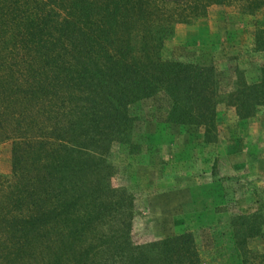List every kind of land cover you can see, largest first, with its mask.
<instances>
[{
  "label": "trees",
  "instance_id": "trees-1",
  "mask_svg": "<svg viewBox=\"0 0 264 264\" xmlns=\"http://www.w3.org/2000/svg\"><path fill=\"white\" fill-rule=\"evenodd\" d=\"M221 1L0 0V143L10 141L0 264H202L189 233L119 241L124 194L105 183L102 158L112 144L138 148L126 108L140 100H164L163 124L212 141L214 70L158 50L175 24ZM253 50L264 55V31ZM228 103L239 120L264 107V65ZM233 226L239 237L259 232L255 222Z\"/></svg>",
  "mask_w": 264,
  "mask_h": 264
},
{
  "label": "rangeland",
  "instance_id": "rangeland-1",
  "mask_svg": "<svg viewBox=\"0 0 264 264\" xmlns=\"http://www.w3.org/2000/svg\"><path fill=\"white\" fill-rule=\"evenodd\" d=\"M258 31H264V0H222L172 27L158 56L214 70L215 130L212 141L203 143L198 129L163 124L162 99L127 106L138 119L139 146L128 151L112 144L102 158L105 183L124 194L114 227L122 243L133 248L189 233L202 264H264V107L239 120L228 103L235 88L254 82L264 65V55L253 50ZM9 174L5 141L0 175ZM242 220L255 222L258 234L239 237L233 224Z\"/></svg>",
  "mask_w": 264,
  "mask_h": 264
}]
</instances>
